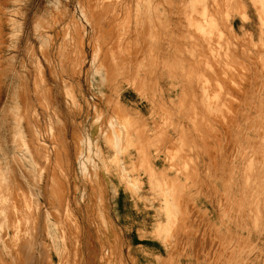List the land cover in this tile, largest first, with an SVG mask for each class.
Masks as SVG:
<instances>
[{"label":"rangeland","instance_id":"rangeland-1","mask_svg":"<svg viewBox=\"0 0 264 264\" xmlns=\"http://www.w3.org/2000/svg\"><path fill=\"white\" fill-rule=\"evenodd\" d=\"M192 3L0 0V264H264L263 49L225 31L229 57L224 39L205 35L209 65L200 78L211 90L222 82L223 98L246 104L226 131L230 103L212 115L186 97L193 66L185 50L199 43L187 16L202 21L200 4L187 14ZM103 68L109 79L101 93ZM29 97L18 126V101L23 107ZM118 108L137 137L126 124L128 154L116 162L111 150L103 172L98 158L83 154L85 140L99 114ZM20 130H41L47 170L41 159L35 171L26 168ZM98 140L103 157L108 147ZM128 182H138V196ZM162 196L173 216L168 252L140 233L162 222Z\"/></svg>","mask_w":264,"mask_h":264},{"label":"bare ground","instance_id":"bare-ground-1","mask_svg":"<svg viewBox=\"0 0 264 264\" xmlns=\"http://www.w3.org/2000/svg\"><path fill=\"white\" fill-rule=\"evenodd\" d=\"M214 1V6H217V11L214 13H211V11L207 8V1L206 0H193V3L189 5L187 10L188 11L193 10L194 12L198 10V5H201V9L198 10L200 15L202 16V21L198 23L194 22L191 19L190 14L187 16V22L188 26L191 27L196 33L199 34L198 37V46L197 47H189L186 48L187 57L193 66L191 69V74L193 76V81L191 85V96L186 95L187 98L191 97V103L195 110L198 109H204L205 112H209L210 114L214 115L218 109H220L223 105V108L228 105L229 103L233 107V115H230L229 118L226 120V131L233 129L235 125L239 122V115L235 113L236 109L238 108V111H243L244 107H246V104L243 102L242 104H238L232 101H229L231 97L225 96L223 98V84L222 82H219L217 87L214 90H211V84L208 80H202L200 78V70H202L203 67H208L209 62L205 58L206 51L204 49V46L206 45L208 38L205 36L206 33L209 34H216L217 36V42L218 44L222 42L224 39V36L226 35L227 31L231 34V36L238 38H248L250 43H252L254 46L261 47L263 49L262 51V58H264V0H212ZM235 17L238 21V27L237 29L234 26V20ZM14 21V22H13ZM13 24H16L17 21L13 20ZM226 26V28H225ZM2 35V34H1ZM221 49L224 48L226 51V56H231V53L233 54L232 47L229 42H226L225 39L223 40V45L220 46ZM179 53H181V50H179ZM64 54L65 53H61ZM196 56V59H193V56ZM112 56H114V50H112ZM2 61L5 60V56H2L0 58ZM103 70V71H102ZM101 71L103 74H100L98 77V87L101 91V93L105 92V89L107 88L108 84V72L106 71L107 68H103ZM107 74V76H106ZM185 76V74L179 75V80L177 81V89L179 90V93L182 91L181 88V77ZM201 79V81H199ZM115 89H117V85H115ZM16 93V92H15ZM1 96V95H0ZM213 98V101L211 100ZM224 99V104L222 103ZM32 105V97L28 98V101H26L25 106L22 107L21 103L18 101V106L16 107V114L18 116V120L16 121V124L19 126L22 122L21 114L24 112H28L30 110V107ZM115 110V109H114ZM125 112L122 110L117 109V111H114L112 115H110L108 118H105L104 115L99 114L97 120L92 124L91 127V138H87L85 140V149L83 154L86 155L88 161H93L96 158H98L97 165H101L100 169L102 168L103 172L106 171V168L104 166L105 161L103 159L108 160L109 159V153H111V150L115 153V161L118 162L120 160V155H127L128 151H126V147H122L124 145V142L129 137V127L131 130V133L134 137H137V131L136 129L131 128L130 126V117H125ZM127 116V115H126ZM129 126H127V125ZM21 131V130H20ZM19 131V132H20ZM21 136L23 139V146L20 149V155L22 156L23 160L26 163V168L29 170H34L38 167L39 159L44 161V165L40 166L41 170H47V164L50 163V154H47V147L48 142L46 139H43L41 133V130H37V132L34 135H28L26 132L21 131ZM100 138L103 139V141L106 142L108 147V153L104 154L102 157V152L100 151V145L98 144L100 141L98 140ZM157 138V143L165 147L166 141L165 137L163 138ZM168 142V141H167ZM162 150V148H160ZM0 148V152H1ZM19 153V152H18ZM179 158L182 160V156H179ZM93 159V160H92ZM111 160V159H110ZM98 165V168H99ZM254 167L251 166L250 170H253ZM40 170V171H41ZM151 170L154 172L157 170L156 166H154V169L151 168ZM253 172V171H251ZM119 174L122 175V169L119 168ZM40 178L42 179L44 177V173H40ZM258 173H256V176ZM5 177L0 170V183H4ZM128 189L132 193L133 196H138L140 193V185L138 182H128L127 183ZM4 191V190H3ZM0 195L2 196V190H0ZM5 200H2V205L5 204ZM162 209L159 210V215L163 216L162 222L157 224H152L149 227H142L140 230L141 237L148 238L156 243H161L163 245V248L166 252L169 251V244L171 242L172 232L170 228L169 222L172 219V214L170 213V202L169 199L162 196ZM16 209V207H15ZM2 212L4 211V208H1ZM13 241L15 242V245H18L19 242V229H16L15 232H13ZM52 235V233H49ZM62 239H64V236H58ZM19 246L17 247V253L20 254ZM140 252H143L140 250ZM139 264H157V261H146V262H139Z\"/></svg>","mask_w":264,"mask_h":264}]
</instances>
